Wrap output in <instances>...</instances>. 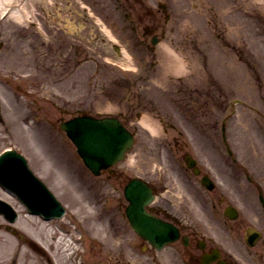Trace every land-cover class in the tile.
Here are the masks:
<instances>
[{
	"label": "rangeland",
	"instance_id": "374dc122",
	"mask_svg": "<svg viewBox=\"0 0 264 264\" xmlns=\"http://www.w3.org/2000/svg\"><path fill=\"white\" fill-rule=\"evenodd\" d=\"M85 1L95 16L83 17ZM11 2L28 8L25 0ZM125 2L30 0L39 29L0 13V148L11 144L23 152L66 207L62 220L23 215L12 227L26 241L0 218V240L11 238V253L0 255V264H151L138 258L135 244L121 254L103 213L97 215L119 179L91 174L58 127L59 118L77 112L122 113L136 134L114 174L149 178L170 209L204 227L208 197L193 194L198 183L184 172L182 152L210 167L222 190L236 192L230 199L242 213L254 207L246 172L264 188V0ZM152 32L162 38L148 50ZM41 56L49 67L35 61V76H27L30 57ZM236 98L241 102L234 104ZM233 104L226 137L240 168L231 166L224 146H214ZM169 253L160 251L166 260L158 264H180Z\"/></svg>",
	"mask_w": 264,
	"mask_h": 264
},
{
	"label": "flooded vegetation",
	"instance_id": "af4514ba",
	"mask_svg": "<svg viewBox=\"0 0 264 264\" xmlns=\"http://www.w3.org/2000/svg\"><path fill=\"white\" fill-rule=\"evenodd\" d=\"M123 3L126 4L125 0H123ZM144 29L146 30V27ZM214 144L216 147L219 146L218 143ZM204 145L206 146V144ZM196 165L199 166L201 174H204L205 171H203L201 165L198 162H196ZM186 170L198 183L197 188L206 189L200 181V174L199 176L194 175L192 168ZM108 176L110 177L111 174ZM197 188L193 190L198 192ZM260 192H257L258 195ZM155 193H158V196L146 205V209L173 222L179 229V238L165 246H169L170 253L168 257L170 261L176 260L180 264H264V209L262 207L255 206L251 208L254 212L247 213L249 216L241 214L236 218H228L223 213V200L227 196L233 197L236 192L232 191L230 194H226L225 191L219 189L217 182L213 181L212 189L204 190V194L209 195V207H207L208 211L205 212V219L209 220L211 226L210 230H204L197 223L184 220L180 214L172 212L167 206L168 203L164 201L165 199L161 198L163 193L158 191H155ZM3 194L12 196L9 191L0 186V196L3 197ZM113 194L116 196L113 201L110 200L109 202V225H113L114 229L121 230L123 226L127 225L125 215L127 200L118 189ZM262 194L264 196L263 190ZM8 201L15 206L14 201L10 199ZM112 206L114 207L112 208ZM249 226L260 232V236L254 240L253 245H248L245 241V230ZM8 228L15 231L14 233L19 236L18 231L13 230L11 227ZM136 237L143 248V252L146 253L140 257V260L151 264H158L166 260L156 254L155 248L148 241L139 236ZM34 247L37 248L36 245ZM123 255L126 256L125 252H123Z\"/></svg>",
	"mask_w": 264,
	"mask_h": 264
},
{
	"label": "water",
	"instance_id": "95a60500",
	"mask_svg": "<svg viewBox=\"0 0 264 264\" xmlns=\"http://www.w3.org/2000/svg\"><path fill=\"white\" fill-rule=\"evenodd\" d=\"M77 146L85 164L95 173L101 167L123 157L124 150L131 145L132 136L114 117L94 118L88 115L75 116L60 123ZM19 163L14 170L6 172L7 183L12 180L25 203L43 206L48 215H60L63 208L43 182L38 180L27 168L25 159L18 155ZM4 159L0 158V164ZM149 189L144 183L131 181L125 188L126 195L131 200L127 213L137 231L146 235L153 242H163L175 237L176 230L171 225L147 215L143 211L142 197ZM43 203V205H42ZM36 209H40L36 207Z\"/></svg>",
	"mask_w": 264,
	"mask_h": 264
},
{
	"label": "bare ground",
	"instance_id": "6f19581e",
	"mask_svg": "<svg viewBox=\"0 0 264 264\" xmlns=\"http://www.w3.org/2000/svg\"><path fill=\"white\" fill-rule=\"evenodd\" d=\"M12 0H0V13L7 12V17L12 18L16 21H24L27 16V12H25L24 7L20 5H13ZM125 63V61H123ZM147 126H150V124L145 123ZM154 129H152L153 131ZM47 225V224H45ZM42 231H44L42 229ZM45 232V231H44ZM56 239L57 236H56ZM11 238L9 239H3L0 240V255H6L11 253ZM5 262V260H3Z\"/></svg>",
	"mask_w": 264,
	"mask_h": 264
}]
</instances>
